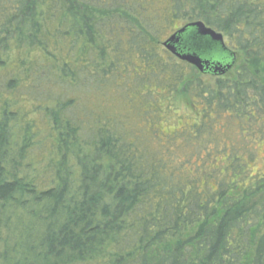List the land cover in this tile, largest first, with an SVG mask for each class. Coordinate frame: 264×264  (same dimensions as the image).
Here are the masks:
<instances>
[{"label": "trees", "instance_id": "1", "mask_svg": "<svg viewBox=\"0 0 264 264\" xmlns=\"http://www.w3.org/2000/svg\"><path fill=\"white\" fill-rule=\"evenodd\" d=\"M196 21L222 76L162 46ZM262 144L264 0H0L13 264H264Z\"/></svg>", "mask_w": 264, "mask_h": 264}, {"label": "water", "instance_id": "2", "mask_svg": "<svg viewBox=\"0 0 264 264\" xmlns=\"http://www.w3.org/2000/svg\"><path fill=\"white\" fill-rule=\"evenodd\" d=\"M162 46L201 74L222 76L235 62L234 53L226 47L223 35L201 21L184 25L163 41Z\"/></svg>", "mask_w": 264, "mask_h": 264}, {"label": "rangeland", "instance_id": "3", "mask_svg": "<svg viewBox=\"0 0 264 264\" xmlns=\"http://www.w3.org/2000/svg\"><path fill=\"white\" fill-rule=\"evenodd\" d=\"M170 35H168V37ZM168 37H166V39ZM259 156L260 158H264V144H262L259 149ZM30 171L35 174V171ZM13 209H16V207H6V209H4L2 213H0V252L2 253L0 254V264H13L15 262L14 256L16 255V251L14 250V244L16 243L17 228L16 210ZM5 243L7 244V248H5ZM54 260L55 259L52 256H49L48 258L36 257L25 264H52Z\"/></svg>", "mask_w": 264, "mask_h": 264}]
</instances>
